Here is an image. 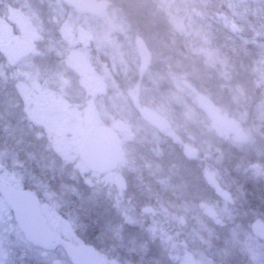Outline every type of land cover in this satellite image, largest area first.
I'll list each match as a JSON object with an SVG mask.
<instances>
[{"label": "rangeland", "instance_id": "374dc122", "mask_svg": "<svg viewBox=\"0 0 264 264\" xmlns=\"http://www.w3.org/2000/svg\"><path fill=\"white\" fill-rule=\"evenodd\" d=\"M236 1L242 13L233 11L235 19L230 25L237 23L235 31L252 34L262 43L264 54V0ZM2 2L0 62L4 63L0 66V78L4 79L5 71L10 70L18 82L12 96L0 90V102L11 99L9 109L13 110L15 122L25 120L21 115L23 106L22 114L27 115V120L49 131L51 140L42 145L44 165L64 169V180L73 189L71 196L81 206L92 207L109 228L120 234L127 253L145 254L151 249L155 257H162L163 264H192L185 254L199 264H246L247 259L252 264H264V244L247 227V215L242 209L246 204L248 215L264 221V132L260 129V124H264V77H259V82L250 76L239 79L237 87L229 88L228 82L232 80L227 79V72L231 73L233 68L241 73L249 70L241 55L233 68L222 63L219 69L210 58H181L182 53L172 42L174 33L182 31L180 23L169 18L168 7L154 12L145 0H130L131 6L122 5V0H110L117 9L110 7L98 20L83 18L51 0ZM247 7H254L256 12L244 13ZM50 31L59 34L57 41L65 43L62 49L54 47L52 56L60 58L63 72L78 78L86 98L83 102L73 94L75 99L69 101L65 91L67 80L61 79L60 86L52 87L54 92H47L42 85L45 77L41 71V48ZM140 42L152 61L142 76L140 93L133 90L132 97L126 88L142 68L144 54L138 48ZM24 43L38 49L23 64L14 66L9 55ZM95 51L104 55L103 60L93 56ZM261 60L264 62V58ZM215 68L225 87L213 84L207 70L213 73ZM156 78L164 79L166 92L162 86L161 90L156 86L151 96H145V86L154 85ZM185 83L199 96L185 88ZM202 97L215 101L217 111L237 122L248 139L238 141L224 132ZM151 100L159 102L153 107L148 103ZM55 103L62 107L51 113ZM37 109H42L41 121L32 116ZM144 111L158 115L166 128L161 130L148 124L141 116ZM98 126L112 127L122 139L124 162L108 176L91 174L77 156L79 142ZM17 165L14 156L0 152V171ZM154 175L162 185L173 180L174 190L168 188L169 203L158 195L149 198L145 178ZM215 188L228 192L231 200L222 201ZM43 195L51 199L50 193ZM51 206L49 213L53 211L51 217L60 225L67 250L61 256L34 250L33 264H75L68 244L71 248L89 241L102 245L86 225L62 218ZM4 215H0V231L7 228ZM210 228L222 233L226 242L215 245L209 236ZM236 237L243 241V249L237 250L229 242ZM109 254L103 255L109 264H134Z\"/></svg>", "mask_w": 264, "mask_h": 264}, {"label": "trees", "instance_id": "16d2710c", "mask_svg": "<svg viewBox=\"0 0 264 264\" xmlns=\"http://www.w3.org/2000/svg\"><path fill=\"white\" fill-rule=\"evenodd\" d=\"M109 1L110 0H108V2ZM145 1L151 6V11L154 12L162 11L164 7H168L169 18L172 17L175 22L180 23L182 29L181 33H174L173 36L175 38L171 36L173 38V41H169H172L173 45L179 48L178 50L182 53V56H180L181 58L184 56L186 61L187 59H194V57L195 59H205L206 61H208V58H210L214 63V66L216 65L215 67L219 69L222 63H226L227 67L233 68V66H236L237 57L241 55L242 59L246 62V68L249 70L241 73L238 70L236 71V68H233L234 70L231 73L230 71L227 72V79L232 80L228 82L230 85L229 88L237 87L239 79H247L250 76L253 80L259 82V77H264V62H261V59L264 58L262 43L255 40L252 34L246 32L238 33L237 31H235L234 27H236L237 23L230 25V21L232 19H235V17L232 15V12L236 11L242 13L241 7L239 8L236 0H232L229 2L228 0ZM0 2L2 8L4 4L2 0H0ZM112 4L113 5H111V9H117L118 6L114 3ZM121 4L126 6L129 4V6H131L132 3L130 2V0H126L125 2L124 0H122ZM121 4L120 7H122ZM254 11L256 12L254 7H247V9H244V13L248 14ZM170 13H172V15H170ZM144 34L147 35L148 33L144 30ZM203 50H208V52L201 53L200 51ZM216 68V72L211 73V71L209 72V70H207V72L210 78L213 80V84L217 88L221 86L225 87V84L222 85V82H220V80L217 78L216 74H218V69ZM137 76L132 81L130 80L127 84L126 90L127 93L131 96L134 93L133 90H136L138 93H140L141 88L143 87V75H139V77ZM156 79L157 80H155V82L154 80L151 81L154 82V85L145 86V96H151L150 93L156 91V86H162V88L164 89V79ZM125 86L126 85L122 87ZM263 90L264 88H262L261 91ZM71 93L73 95H76L78 97V100H82V102L85 100L81 89L73 90ZM158 102V100H151L148 103L154 107ZM213 102L215 103V105H217L215 101ZM10 105H12L11 99H6V103L0 102V152L5 154L7 153L10 156L18 158L28 167H37L38 163H40L38 154L40 152V146L34 144L30 145L19 140V138H21V135L19 131L13 127L15 118L11 114L13 110L11 109L10 111L9 109ZM260 129L264 132V124H260ZM179 145L183 146V143H180ZM159 148L161 152L165 153L163 147L160 146ZM152 164L153 167H156V163L154 164L152 162ZM156 179V175H154L153 178H149L148 180L145 178L146 186H148L150 192L149 198H153L154 196L156 197L158 195L160 198L164 199L167 202L169 200L171 201V198L168 196V188L173 189L171 185V183L173 184V180H170V184L165 183L164 185H162L160 184V182H157ZM70 194L71 193H69V191L67 190L57 191V200H64V203L66 202V204H64V207L66 211L72 216V218L76 219L77 216L78 221L86 225L89 228L88 231H93L94 235H96V237L98 238V241L102 243L101 246H98V242H96L95 244V241H89L87 242V244L96 247L102 255L109 254L111 252L109 255H112L115 258L116 256H118L119 258L124 257V259H129L134 264H163L162 257H155L153 255L154 252H152L151 249L145 254H141L140 251H136L135 254L132 253V255L130 256L127 253L126 246L122 243L120 234L116 231H113L111 227L109 228L105 220L95 214V211L92 207H89L85 204L80 206L79 208L74 204L70 205L69 202L73 200V198H70ZM172 198H177L176 194L175 197ZM242 209L243 212L247 215L246 223L247 227L250 229V225L255 218L251 217V215H248L249 212L246 209V204H244ZM209 236L214 239V242L216 243L215 245L217 246L221 245L222 243H224L223 241H225L224 237H222V233L212 228L209 229ZM229 242H231L233 248L237 250L243 249L245 247L243 241L237 237L233 241L229 240ZM212 248L217 247L213 245ZM244 257L247 258L248 256L244 254ZM246 262V264H252L250 261H248V259Z\"/></svg>", "mask_w": 264, "mask_h": 264}, {"label": "flooded vegetation", "instance_id": "af4514ba", "mask_svg": "<svg viewBox=\"0 0 264 264\" xmlns=\"http://www.w3.org/2000/svg\"><path fill=\"white\" fill-rule=\"evenodd\" d=\"M3 9L4 8H1L0 6V17L2 16ZM87 18H91L93 20L99 19V17H87ZM50 33L51 31L47 32L44 38L45 40L43 41V48H42L43 63H42L41 71H43L44 74L43 76L45 77V81L43 83V81L41 80L42 85L47 90V92H54L55 90L53 88L61 85L62 83L61 79H63V81L67 80L69 84L67 85L65 91L70 97L69 99L70 101L71 98L75 99L73 98L71 92L73 90L80 89L79 84L77 82L78 78L72 73H69L67 71L63 72L62 71L63 69L60 67L58 63V60L60 58H54L52 56L51 51L54 50V47H57L56 49L59 48L62 49L63 47L62 45L63 44L65 45V43H62V41H57V38H59V34L57 33L50 34ZM25 46H27L26 43L22 44L20 48H17L10 53L9 59L10 62L14 64V66L23 64L25 61H27L30 57L33 56L31 55L25 57L18 63H15L11 60V55L14 52L21 50ZM35 47H36L35 48V53H36L38 47L37 46ZM92 53L93 56L96 57V59L103 60L104 55L101 52L95 51ZM151 61H152V57H151ZM3 63L4 62L1 61L0 66ZM147 68L148 67H143V62H142V68L138 74L144 75V72L147 70ZM139 75L137 77H139ZM5 76L6 77L4 79L0 78L1 81L0 86L3 87V90L2 89L0 90L1 92L4 91L12 96V94L16 93L14 86L15 84H17L18 81L15 78H13V73L10 70L5 71ZM57 104H61V103H55L52 106V110H50L51 113L61 109L62 104L59 105L58 107ZM22 111L25 112L23 106L21 108V115L25 118V120H23V118H20L16 122L14 121L13 127L19 131L21 135V138H19L20 141L26 142L30 145L34 144L40 146V152L38 153L40 163H38L37 167L31 168L26 166V164L21 162L18 158L14 157V159H16L18 163L16 168L14 167L11 170L0 171V215L2 216L5 214L4 215L5 219H7V221L5 222L6 224L5 227H7L6 230L3 228V231H0V264H33L34 250L37 252L46 253L48 255L52 252L53 253L55 252L56 255H60V256L63 253H66L67 249H65V247L67 245V242L63 239L64 237L60 232V228H59L60 225L56 224L55 219L51 217L53 211L49 213V207L51 205L54 207V210H56L57 214L62 218L65 219L66 217L68 220H75L78 223H81L80 221H78L77 216L76 219L75 218L73 219L72 216L66 211L64 207V204H66V202L64 203V200H57V196H56L57 191L67 190L69 191V193H71V191L73 190L72 188H69V184H67L66 180H64V173H63L64 169L58 168L57 166L54 165L52 166H48L46 164L44 165L43 163L44 158L41 152L43 150L42 145L45 144L44 142L47 143L50 142L51 136L48 134L49 131L44 127H37L36 126L37 124L34 123V121L27 120V115L24 116V114H22ZM42 113H43L42 109H37L35 111L36 115L34 116L32 114V116L34 119H38L39 121H41L42 118L39 115ZM190 154L192 155V153ZM124 158L125 157L123 156V162H124ZM118 170L119 168L116 171ZM113 173H108L104 176H108ZM91 174L97 175L95 173H91ZM74 187L76 188V185H74ZM215 189L217 190V188ZM12 190L26 192L36 197V199L39 202L41 215L45 218L47 227L50 231V235L53 239L52 244L46 243V246H43L31 238L21 219L20 204L11 198ZM221 192H223V190ZM221 192L217 193V195L220 196ZM46 193L48 194L50 193L51 199L48 200L47 197H44L43 194ZM2 196H4L3 199ZM70 198H73V200L69 202L70 205L74 204L78 208L81 206L77 202V199L75 197H72L71 194H70ZM167 203H169V201ZM255 222L264 223V221H259L257 220V218H255L251 224ZM69 248L71 249V251H69V256H71L75 262V254L77 247L71 248L69 247L68 244V249ZM153 255H155V253H153ZM185 257L191 261L190 259L191 256L189 254H185ZM52 264H62V263L60 261H53Z\"/></svg>", "mask_w": 264, "mask_h": 264}, {"label": "water", "instance_id": "95a60500", "mask_svg": "<svg viewBox=\"0 0 264 264\" xmlns=\"http://www.w3.org/2000/svg\"><path fill=\"white\" fill-rule=\"evenodd\" d=\"M57 1H61L70 8L88 16H103L111 6L110 2L98 0ZM138 47L144 54L143 67H147L151 61V56L141 42L138 44ZM34 51L35 46L27 45L21 50L14 52L11 55V60L18 63L23 58L32 55ZM190 90L191 92L194 91L191 88ZM201 100L210 109L211 114L215 117L222 130L230 133L239 141L247 140V135L241 127L235 121L229 120L219 114L216 106L209 98L202 97ZM59 105L61 104H57V107ZM143 118L158 129H164L166 127L165 121L153 112H144ZM78 157L93 173L104 175L114 172L123 161V149L120 136L112 128L106 126L97 127L80 143ZM217 192L220 193L221 189L217 188ZM11 198L20 204L21 219L31 238L43 246H46V243L52 244L53 239L50 236L46 220L41 215L39 202L36 197L26 192L12 190ZM221 199L227 202L231 199V195L228 192H223ZM251 229L254 235L264 243V223L255 222L252 224ZM75 260L77 264H108L93 247L88 245H82L77 249ZM191 262L192 264H197L193 257H191Z\"/></svg>", "mask_w": 264, "mask_h": 264}]
</instances>
